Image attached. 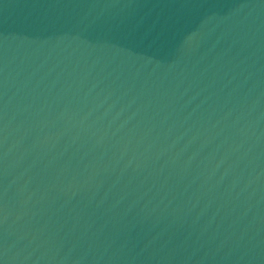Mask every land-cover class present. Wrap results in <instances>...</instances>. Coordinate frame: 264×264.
<instances>
[{
    "label": "water",
    "instance_id": "water-1",
    "mask_svg": "<svg viewBox=\"0 0 264 264\" xmlns=\"http://www.w3.org/2000/svg\"><path fill=\"white\" fill-rule=\"evenodd\" d=\"M0 264H264V0H0Z\"/></svg>",
    "mask_w": 264,
    "mask_h": 264
}]
</instances>
